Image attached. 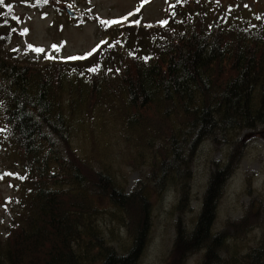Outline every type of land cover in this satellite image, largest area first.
Wrapping results in <instances>:
<instances>
[{"label": "trees", "instance_id": "16d2710c", "mask_svg": "<svg viewBox=\"0 0 264 264\" xmlns=\"http://www.w3.org/2000/svg\"><path fill=\"white\" fill-rule=\"evenodd\" d=\"M168 8L166 24L126 26L88 57L96 62L90 68L96 72L87 71L91 81L87 87L95 96L94 82L100 79L95 74L103 58L123 94L122 108L132 113L129 121L145 110L178 121L169 122L161 133L167 151L161 152L158 172H152H160L154 177L155 193H163L169 182L180 186L190 179V171L183 177L171 170L178 166L188 170L200 142L210 139L231 147V164L217 167L209 177L194 227L188 234L176 227L172 253L175 264L200 248L202 264H236L237 260L221 257L224 235L211 233V226L224 182L240 156L241 144L234 137L242 129H264V31L232 24L222 13L210 19L202 0H174ZM7 9L0 8V121L5 125L3 139L20 155L21 180L31 184L28 209L23 216L22 211L14 212L20 221L15 226L13 220L7 239H0V264H136L150 228L147 191L137 182L131 192H124L110 175L97 173L68 148L70 129L60 98L66 73L57 69L53 79L50 69L33 74V68L6 60L13 57L3 53L15 28ZM155 135L161 138L156 131ZM92 194L121 210L137 202L126 226L130 245L121 255L84 222L96 210ZM182 195L187 198L186 192L180 199ZM261 255L260 242L239 257L240 264H264Z\"/></svg>", "mask_w": 264, "mask_h": 264}, {"label": "rangeland", "instance_id": "374dc122", "mask_svg": "<svg viewBox=\"0 0 264 264\" xmlns=\"http://www.w3.org/2000/svg\"><path fill=\"white\" fill-rule=\"evenodd\" d=\"M173 2L174 0H3L0 3V8L8 6L7 10L13 15L15 24L12 30L14 39L4 48L3 53L12 54L13 57L11 60L5 59L10 63L33 68V74L40 75L50 69L53 71V79L56 78L57 69L61 74L66 73L60 87V98L70 129L68 148L77 158L87 161L88 166L97 173L110 175L124 192H131L137 182L144 186L142 191H147L150 228L145 247L136 264H175L172 252L176 227L184 228L187 234L191 231L201 210L209 177L217 167L223 168L225 164H231L230 146L205 139L191 154L188 170L184 166L171 170L174 175H187L190 171V179L180 186L169 182L163 193H155L154 177L160 175V172L154 175L152 172H158L162 165L160 159L164 156L161 152L167 151V144L163 142L161 133L169 122L177 125L178 121L173 117H157L153 110H145L137 115L136 120L129 121L127 117L132 116V113L122 108L120 101L123 94L115 85L113 71L107 72L103 66V58L102 67L95 74L96 78H100L94 82L98 87L96 95L92 96L87 87L90 77L87 71L92 66L96 67V62L90 61L93 59H88L90 56L87 55L93 48L97 45L102 47L104 44L101 41L107 43L120 35V31H124L126 26L152 28L161 25L168 6H172ZM202 2L208 9L210 19H217L222 13L225 20L232 24L260 27L264 31V0ZM65 8L70 9L74 17L68 16ZM137 8L140 9L139 12H136ZM128 13L134 14L119 24L101 23L120 19ZM137 20L140 21L139 24L134 23ZM24 29L28 31L23 32ZM28 45L44 51L37 53L29 49ZM52 45H56L57 49L54 50ZM48 56L52 59H47ZM68 57L84 58L67 59ZM4 128L5 125L0 121V176L3 177L0 179V239L3 240L7 239L5 234L16 219L14 212L22 211L23 216L24 210L28 209L27 191L31 184L29 180H21L23 169L20 155L14 151L13 145L8 144L9 140L3 139L6 132ZM262 130L264 129H242L234 137L235 143L241 144L237 148L240 156L224 182L211 226V233L224 235L223 244L219 246L221 257L229 258V261L237 260L236 264H240L239 257L250 253L260 242L261 259L264 262ZM155 131L161 138L155 135ZM6 173L12 175H4ZM183 191L187 194L186 199L183 195L179 198ZM91 197L93 200L97 199L96 210L84 222L90 225V232L96 231L97 236L112 247L117 255L123 254L131 240L126 229L132 217L129 211L136 210L137 202H131L121 210L97 194H92ZM19 221L17 216L15 226ZM184 256L182 264H202L204 249L190 250ZM248 264H260V261Z\"/></svg>", "mask_w": 264, "mask_h": 264}, {"label": "snow or ice", "instance_id": "6c2138e0", "mask_svg": "<svg viewBox=\"0 0 264 264\" xmlns=\"http://www.w3.org/2000/svg\"><path fill=\"white\" fill-rule=\"evenodd\" d=\"M3 2V0H0V3H2ZM45 2H47V0H45ZM140 11V9L139 8H137L136 9V12H139ZM134 13H128L126 16H124V17H122V18H120V19H116V20H108V21H101V23H103V24H105V25H115V24H119V23H121L122 21H124V20H127L128 19V16H132ZM134 23H136V24H139L140 23V21H134ZM162 24H166L167 22L166 21H163V22H161ZM28 31V29H24L23 30V32H27ZM106 42L105 41H101V44H105ZM109 46H111V45H109ZM99 45H97V47L96 48H93L87 55L88 56H91V55H93L94 53H96L97 52V50L99 49ZM28 48L29 49H31V50H33V51H35V52H37V53H40V52H43L44 51V49H42V48H38V47H36V48H34L32 45H28ZM52 48L55 50V49H57V46L56 45H52ZM47 59H52V57L51 56H48V57H46ZM78 58H80V59H82V58H84V57H68L67 59H78ZM89 71H95V68H93V69H89ZM4 175H12L11 173H6V174H4ZM3 177L2 176H0V179H2Z\"/></svg>", "mask_w": 264, "mask_h": 264}, {"label": "water", "instance_id": "95a60500", "mask_svg": "<svg viewBox=\"0 0 264 264\" xmlns=\"http://www.w3.org/2000/svg\"><path fill=\"white\" fill-rule=\"evenodd\" d=\"M65 11L67 12L68 16L74 17V14H73V12L70 9L65 8ZM261 133L264 136V130H262Z\"/></svg>", "mask_w": 264, "mask_h": 264}]
</instances>
